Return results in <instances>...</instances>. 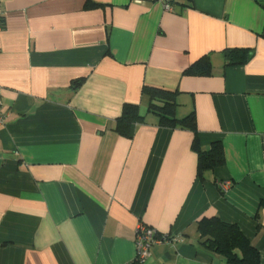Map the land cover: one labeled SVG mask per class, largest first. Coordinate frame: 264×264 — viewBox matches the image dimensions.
I'll return each instance as SVG.
<instances>
[{
	"label": "crops",
	"instance_id": "1",
	"mask_svg": "<svg viewBox=\"0 0 264 264\" xmlns=\"http://www.w3.org/2000/svg\"><path fill=\"white\" fill-rule=\"evenodd\" d=\"M0 264H224L202 218L236 225L264 264V0H0ZM250 49L231 65L225 50ZM207 58L211 74L184 71ZM78 82L79 85L75 86ZM143 86L176 91L168 128ZM144 121L114 131L123 106ZM202 150L224 163L197 174ZM227 184L222 190L220 185Z\"/></svg>",
	"mask_w": 264,
	"mask_h": 264
},
{
	"label": "trees",
	"instance_id": "2",
	"mask_svg": "<svg viewBox=\"0 0 264 264\" xmlns=\"http://www.w3.org/2000/svg\"><path fill=\"white\" fill-rule=\"evenodd\" d=\"M1 22L3 19L1 17ZM253 55L250 49L225 50L223 56L231 65H242ZM185 75L206 77L211 74V67L207 58L196 62L184 71ZM79 83L76 82L75 86ZM142 94L148 100L149 112L159 117V123L168 128H187L195 131L194 114L190 113L181 120L175 119L176 91L162 88L143 86ZM144 121L136 105L123 106L121 116L116 120L114 131L121 136L128 137L134 125ZM193 149L198 156L197 174L199 177L204 172L220 167L224 163L222 146L212 144L209 150L200 149L196 137ZM197 230L201 237V245L214 255L221 257L224 264H259V254L243 236L236 225L225 223L217 218H202L197 223Z\"/></svg>",
	"mask_w": 264,
	"mask_h": 264
},
{
	"label": "built area",
	"instance_id": "3",
	"mask_svg": "<svg viewBox=\"0 0 264 264\" xmlns=\"http://www.w3.org/2000/svg\"><path fill=\"white\" fill-rule=\"evenodd\" d=\"M137 3L143 2H155L159 3L163 9L167 12L174 10V0H135ZM2 27L1 22V10H0V28ZM7 115L0 110V125H5ZM222 190L227 188V184L220 185ZM170 239L165 236L157 235L156 231L145 225H139L135 232V248H136V263H143L149 257V251L151 247L155 245H161L168 243Z\"/></svg>",
	"mask_w": 264,
	"mask_h": 264
}]
</instances>
